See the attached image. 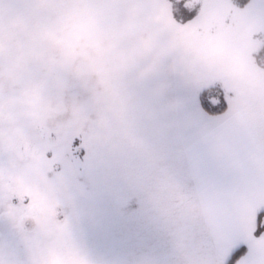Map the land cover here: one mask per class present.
I'll list each match as a JSON object with an SVG mask.
<instances>
[{"label":"rangeland","instance_id":"obj_1","mask_svg":"<svg viewBox=\"0 0 264 264\" xmlns=\"http://www.w3.org/2000/svg\"><path fill=\"white\" fill-rule=\"evenodd\" d=\"M213 82L264 119V0H0V264H217L184 152Z\"/></svg>","mask_w":264,"mask_h":264},{"label":"crops","instance_id":"obj_2","mask_svg":"<svg viewBox=\"0 0 264 264\" xmlns=\"http://www.w3.org/2000/svg\"><path fill=\"white\" fill-rule=\"evenodd\" d=\"M253 109L237 103L216 119H200L207 123L204 131L185 146L217 264H226L242 245L248 252L236 264H264V235L254 234L257 214L264 209V119H249Z\"/></svg>","mask_w":264,"mask_h":264},{"label":"trees","instance_id":"obj_3","mask_svg":"<svg viewBox=\"0 0 264 264\" xmlns=\"http://www.w3.org/2000/svg\"><path fill=\"white\" fill-rule=\"evenodd\" d=\"M223 90H224V88H222V86L221 87L219 86V88H217V85H213L212 88H208V89L202 91L201 97H200L202 109L205 111H209V112L211 111L213 113L214 112L215 113H221V112L226 111L229 103H228V99L226 98ZM217 97H219L221 99V101H219V102L216 101L214 103L212 100H214ZM178 134H179V131H178ZM23 202L24 201H21V203H23ZM129 208H130L129 205H127L125 209L128 210ZM59 211H60L59 215L61 217L65 218L67 216V210L65 211V213H62V210H58V213H59ZM20 215L22 216L23 214H20ZM18 217H20V216L18 215ZM6 218H7V214L6 215H0V221L3 219H6ZM15 226L18 228V226L16 224H15ZM22 226H25V224H22L21 228H22ZM23 228L27 229V226L23 227ZM254 234L256 236L264 235V209L261 210L257 214ZM170 238H172V236H170ZM206 239L209 243V240L207 237H206ZM185 243H187V242H185ZM197 247L198 248H196V247L195 248L201 253L202 245H200L198 243ZM174 248H175V246H174ZM209 251H210V249H209ZM247 252H248V246L247 245H242V246L238 247L230 256L229 260L227 261V264H236L238 262V260L241 257H243ZM177 253L179 254V252H177ZM202 264H209V261L205 257H202Z\"/></svg>","mask_w":264,"mask_h":264}]
</instances>
